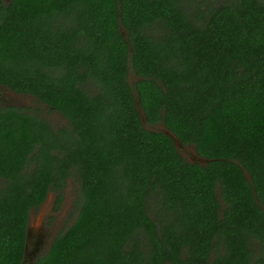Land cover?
Returning a JSON list of instances; mask_svg holds the SVG:
<instances>
[{"label":"trees","instance_id":"trees-1","mask_svg":"<svg viewBox=\"0 0 264 264\" xmlns=\"http://www.w3.org/2000/svg\"><path fill=\"white\" fill-rule=\"evenodd\" d=\"M0 85L66 120L0 106V264L68 178L34 264H264V0H0Z\"/></svg>","mask_w":264,"mask_h":264},{"label":"rangeland","instance_id":"rangeland-1","mask_svg":"<svg viewBox=\"0 0 264 264\" xmlns=\"http://www.w3.org/2000/svg\"><path fill=\"white\" fill-rule=\"evenodd\" d=\"M134 80L135 75L130 74L129 82H133ZM0 96L2 97V103L0 104L1 107L16 106L26 107L30 109L39 108L41 115H43L48 121L52 122L53 124L60 126L66 122V120L60 113L48 110L43 105H39L32 95L10 92L8 90V87L0 86ZM192 149L194 148L187 146V148L181 150V155L185 159L190 160L192 157L190 153H193ZM58 194V192L55 193L54 191H50L45 201L38 208H34L31 210V231H33L34 234H38V237L29 238L28 251L35 250L38 242L45 245L54 234L55 236H57L73 222L78 210V183L72 178H68V180L66 181V185L61 191L63 200L61 203H59V205H57L56 202ZM46 246L41 250L43 251ZM43 253L44 252L40 254ZM37 254H32V252H29V256L25 260L24 264H34L35 260L38 257H36Z\"/></svg>","mask_w":264,"mask_h":264},{"label":"water","instance_id":"water-1","mask_svg":"<svg viewBox=\"0 0 264 264\" xmlns=\"http://www.w3.org/2000/svg\"><path fill=\"white\" fill-rule=\"evenodd\" d=\"M122 34L124 35L125 34V31L122 30ZM135 79H137V77L135 76ZM128 81H129V77H128ZM137 97V96H136ZM136 107H137V111L140 115V119H141V123L142 125L148 129V130H152V131H160L166 135H168L169 137L172 138L173 142H174V145L177 149V151L181 154V150L187 148V146L183 145L180 141V139L173 133L171 132L169 129H167L163 123H158V124H150L146 121L145 119V115H144V112L142 110V108L140 107L139 105V102L136 100ZM193 150V153L191 152V159L190 161L191 162H199L200 164H206L208 162V159L207 158H204L202 156H199L195 149H192ZM244 171V170H243ZM245 176L247 177V180L249 181L250 180V177L248 176V174L246 172H244ZM29 230L27 229L26 230V241H27V238H28V233ZM26 244V243H25Z\"/></svg>","mask_w":264,"mask_h":264},{"label":"flooded vegetation","instance_id":"flooded-vegetation-1","mask_svg":"<svg viewBox=\"0 0 264 264\" xmlns=\"http://www.w3.org/2000/svg\"><path fill=\"white\" fill-rule=\"evenodd\" d=\"M3 3H5V4H7V3H10L12 0H1ZM0 86H3V85H0ZM3 87H5V86H3ZM9 90V89H8ZM10 92H14V91H10ZM2 103V97L0 96V104ZM191 154V153H190ZM31 218H32V212L30 211V213H29V217H28V223H27V228H26V230L28 229L29 230V234H28V238H27V241L25 242L26 244H25V247H24V254H23V260H22V264H24V262H25V260L28 258V256H29V252H32V254H37L38 252V254L36 255V257L37 256H39L40 255V253H42V252H45V251H47V249L49 248V246H50V244H51V242H52V240L55 238V234L52 236V238L51 239H49V241L45 244V245H43L42 243H39L38 242V244L36 245V247H35V250H32V251H28V247H29V244H28V241H29V238H35V237H38V234H34V232L33 231H31ZM39 239V238H38ZM47 245V246H46ZM46 246V248L42 251L41 249H43L44 247ZM41 251V252H40ZM35 256V255H34ZM35 257V258H36Z\"/></svg>","mask_w":264,"mask_h":264}]
</instances>
